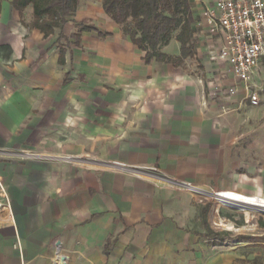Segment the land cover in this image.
I'll return each instance as SVG.
<instances>
[{"label": "crops", "instance_id": "obj_1", "mask_svg": "<svg viewBox=\"0 0 264 264\" xmlns=\"http://www.w3.org/2000/svg\"><path fill=\"white\" fill-rule=\"evenodd\" d=\"M213 6L191 1L196 54L174 67L147 64L103 0H78L49 37L31 7L0 0V152L41 157L0 155L12 206L0 214V264H244L203 246L223 239L207 237L211 205L201 212L207 233L191 232L190 197L160 184L264 197L261 151L242 148L236 134L247 115L238 112L259 106L211 57L221 48L204 18ZM81 24L92 30L77 45ZM164 51L178 57L180 45ZM210 83L220 86L216 96ZM256 238L242 242L264 244Z\"/></svg>", "mask_w": 264, "mask_h": 264}, {"label": "trees", "instance_id": "obj_2", "mask_svg": "<svg viewBox=\"0 0 264 264\" xmlns=\"http://www.w3.org/2000/svg\"><path fill=\"white\" fill-rule=\"evenodd\" d=\"M192 0H103L104 12L120 26L123 34L143 53L145 62L166 63L174 67H182L185 61L196 54L195 34L196 20L192 9ZM18 11L31 7L33 25L45 37H49L55 29H62L77 10L78 0H12ZM92 28L78 25L77 33L72 37L78 45L83 32ZM69 38L60 36V63L64 62L65 50L61 42ZM180 45L178 57L168 55L164 50L172 41ZM69 44V43H68ZM207 237L218 238L219 234L208 231Z\"/></svg>", "mask_w": 264, "mask_h": 264}, {"label": "built area", "instance_id": "obj_3", "mask_svg": "<svg viewBox=\"0 0 264 264\" xmlns=\"http://www.w3.org/2000/svg\"><path fill=\"white\" fill-rule=\"evenodd\" d=\"M204 18L210 34L221 39V48L213 51L211 57L219 64H224L236 81L246 85L251 105L259 106V94L264 93V0H214L213 8L205 11ZM260 73L263 76L262 85L257 86L253 84V80ZM210 84L214 87L213 95L216 96L221 91L220 86ZM227 92L229 95L236 94L234 88L227 89ZM3 154L18 160L41 158L24 151L0 152V155ZM177 185L195 189L182 183ZM212 196L218 215L223 208L245 214L246 223H250L255 217H264L262 196L236 191L214 192ZM229 197L239 198L241 203H236ZM11 210V199L0 175V214Z\"/></svg>", "mask_w": 264, "mask_h": 264}, {"label": "rangeland", "instance_id": "obj_4", "mask_svg": "<svg viewBox=\"0 0 264 264\" xmlns=\"http://www.w3.org/2000/svg\"><path fill=\"white\" fill-rule=\"evenodd\" d=\"M81 3H85L81 1ZM251 108V105H248ZM239 114H247L245 122H239L236 128L240 141L238 142L242 148L247 149L252 146V149L260 153L256 154L257 157L264 158V102L259 107L248 109V111H239ZM244 116V115H243ZM158 184V178L155 179ZM161 186L164 188L172 189L174 193L187 194L190 199V210L188 223L185 227L194 233H207L204 229L202 220V209L207 205H211L212 211L208 215V226L214 233L222 235L223 239L218 241H208L203 244L205 249L213 251L214 253L235 252L244 264H264V244L252 243L249 245L243 240L247 237L256 238L259 241L264 240V217H255L250 223H246L245 214L239 212H230L228 209H220V214H216L217 205L213 199L212 194L219 191H207L198 187L195 189L183 187L182 185H174L165 181H160ZM226 217L227 221L220 222L221 218ZM231 221V222H230ZM221 224V225H220ZM69 232H72L74 227H69ZM84 228V227H82ZM262 237V238H261ZM200 242L205 241L203 238L199 239ZM232 243V245H224L222 243ZM206 249V250H207Z\"/></svg>", "mask_w": 264, "mask_h": 264}, {"label": "bare ground", "instance_id": "obj_5", "mask_svg": "<svg viewBox=\"0 0 264 264\" xmlns=\"http://www.w3.org/2000/svg\"><path fill=\"white\" fill-rule=\"evenodd\" d=\"M225 195V194H224ZM227 197V196H226ZM229 199H232L233 201L234 200H237V198H232V197H229ZM240 201H238L237 203H239ZM241 203V202H240ZM236 205V204H235Z\"/></svg>", "mask_w": 264, "mask_h": 264}]
</instances>
